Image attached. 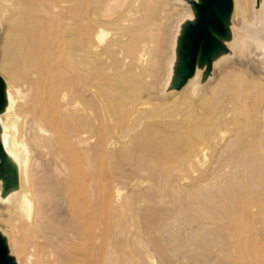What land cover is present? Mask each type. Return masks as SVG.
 I'll return each mask as SVG.
<instances>
[{"label": "rangeland", "instance_id": "obj_1", "mask_svg": "<svg viewBox=\"0 0 264 264\" xmlns=\"http://www.w3.org/2000/svg\"><path fill=\"white\" fill-rule=\"evenodd\" d=\"M5 1L13 2H4L9 8L14 4ZM20 1L31 16L44 6L66 4ZM66 1L82 20L89 15L95 24L93 11L103 0ZM190 1H152L146 11V35L136 40L149 45L142 69L129 64L132 56L125 43L113 41L119 26L107 27L112 30L106 29L109 33L100 43L99 64L90 65L94 71L85 66L89 70L75 86L78 98L87 100L85 105L80 99L83 130L94 134L100 145L112 135L125 141L111 153L99 147L93 158L83 159L98 203L100 245L117 251V264H148V257L155 264H264V0H236L227 52L212 64L209 80L203 82L204 70L199 69L179 90H171L181 27L194 17ZM6 8L0 7V64L7 40L8 24L2 17ZM109 41L118 46L106 48ZM0 77L5 80L1 72ZM136 102L147 103L139 115L131 113ZM224 111H232L226 121L221 117ZM178 114L179 119L173 118ZM133 118L132 127L126 126ZM31 125L29 118L23 133L33 156V177L51 188L54 202L61 205L59 181L64 171L55 160L40 155ZM204 148L207 153L198 156ZM118 189L121 198L113 202ZM8 195L1 179L0 232L9 239L11 255L23 264L39 244L34 228L16 208V199ZM254 205L261 206L259 211L249 210ZM61 217L68 220L67 213ZM128 256L135 261L125 262Z\"/></svg>", "mask_w": 264, "mask_h": 264}, {"label": "bare ground", "instance_id": "obj_2", "mask_svg": "<svg viewBox=\"0 0 264 264\" xmlns=\"http://www.w3.org/2000/svg\"><path fill=\"white\" fill-rule=\"evenodd\" d=\"M2 1L1 9L8 6H4V2L7 1ZM152 1L103 0L96 6V10L94 8L93 14L95 12L97 19L95 24L93 14H90L92 21L87 14L91 23L85 22L87 17H84L85 21L82 20L83 17L73 11L74 7L69 9L67 7L69 5L65 6L68 4L66 0L65 5L55 4L51 8L40 6L42 9H37L32 16L27 14L29 11L22 6L24 4L20 1L22 3L20 5L17 0H14V4L16 2L17 5L12 7L14 5L12 4L10 8L9 5L8 9L6 8L8 11H4L2 17L8 25L6 24L7 40L2 46L4 60L2 65L0 64V72L5 76V80L2 79L4 102L0 108V143L6 153V165L11 180L13 184L17 181L19 183L17 193L16 188H11L8 197L16 199V208L20 209L34 228L35 238L39 244L37 253L27 254L21 261L23 264H117V251L111 246L103 249L100 245L98 203L88 181L92 180L90 170L89 174L85 172L83 159L91 158L94 150L99 147L111 153L118 147L122 148L125 141L122 136L118 139L110 134L112 137H108L100 145L95 142L94 134L90 136L89 130L86 129L90 134L85 128L83 130L82 127L86 126V123L81 126L79 122L82 112L80 99L85 105L87 100L84 102L82 97L79 99L74 89L81 81L82 75L89 70L86 67L99 64L97 60L103 56L100 43L109 33L106 29L111 31L112 29L108 28L113 26L116 28L119 26L113 33V41L119 42L118 45L125 43L129 51L127 52L132 56L129 64L131 62L130 65L137 69L144 67L149 45L139 44L136 40L146 35L148 26L146 11L151 8ZM52 3L54 5V2ZM237 6L238 1L234 0L233 7ZM35 7L38 8L37 5ZM1 29L0 25V31ZM112 43L109 41V45L105 47L109 48ZM106 60L104 59L105 62ZM104 61L101 59L100 62ZM88 77L91 79V76ZM221 81L222 79L219 82ZM191 82L196 86V81ZM146 104V102L131 104V113L142 112ZM85 109L86 107L84 111ZM231 116L232 111H228L221 117L226 121ZM2 117L6 122L2 121ZM29 118L32 121L33 140L40 155L49 156L50 160H55L64 171L65 176L59 181V194L63 200L61 205L54 202L52 189L33 177L31 168L33 156L23 133V127ZM173 118L179 119L180 114L174 115ZM134 119L127 120L125 125L131 126ZM182 120L186 122L188 119ZM261 149L264 151V147ZM206 150L207 148L198 151V156H204ZM4 184L6 185L5 181ZM120 198L121 193L118 189L114 192L112 200L116 202ZM255 208L259 211L261 206H249L251 212ZM66 213L68 220L64 221L61 216ZM3 236L9 245L8 237L6 234ZM123 260L135 261L129 256ZM146 262L155 264L151 257H148ZM135 264L142 263L136 261Z\"/></svg>", "mask_w": 264, "mask_h": 264}, {"label": "water", "instance_id": "obj_3", "mask_svg": "<svg viewBox=\"0 0 264 264\" xmlns=\"http://www.w3.org/2000/svg\"><path fill=\"white\" fill-rule=\"evenodd\" d=\"M258 3L261 0H257ZM194 17L182 24L177 40V59L169 89L179 90L192 79L199 69L204 70L203 82L212 71V64L226 52L231 38L233 0H192ZM4 102V87L0 77V108ZM6 153L0 143V180L6 189L17 188L7 170ZM0 264H18L11 255L6 238L0 232Z\"/></svg>", "mask_w": 264, "mask_h": 264}]
</instances>
